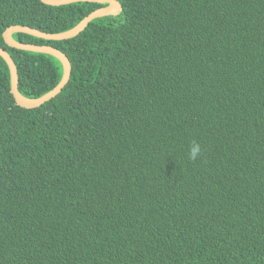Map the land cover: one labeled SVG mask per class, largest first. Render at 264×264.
I'll use <instances>...</instances> for the list:
<instances>
[{
    "label": "trees",
    "instance_id": "obj_1",
    "mask_svg": "<svg viewBox=\"0 0 264 264\" xmlns=\"http://www.w3.org/2000/svg\"><path fill=\"white\" fill-rule=\"evenodd\" d=\"M26 108L0 56V264H264V0H118ZM107 3L0 0L35 99ZM195 140L202 146L188 157Z\"/></svg>",
    "mask_w": 264,
    "mask_h": 264
},
{
    "label": "water",
    "instance_id": "obj_2",
    "mask_svg": "<svg viewBox=\"0 0 264 264\" xmlns=\"http://www.w3.org/2000/svg\"><path fill=\"white\" fill-rule=\"evenodd\" d=\"M41 1L52 6H61L76 2H94V3L105 2L107 4L92 11L90 14L85 16L77 25L64 32L47 33L24 25H11L4 31L3 38L6 44L9 45L10 47L25 51L39 52V53L52 55L56 57L63 65V75L60 82L52 90H50L43 96L35 99H29L21 95L19 91L18 88L19 76L15 61L13 60L9 52L0 45V56L5 60L10 70L11 93L13 94L17 104L26 108L38 107L44 104L46 101H49L54 97H56L69 82L72 66L67 55L63 53L61 50L51 45H36V44L22 43L13 39L12 34L16 32H22L46 40L70 39L76 37L78 34L84 31L86 27L89 25V23L94 19L105 15L119 13L121 9L118 0H41Z\"/></svg>",
    "mask_w": 264,
    "mask_h": 264
},
{
    "label": "clouds",
    "instance_id": "obj_3",
    "mask_svg": "<svg viewBox=\"0 0 264 264\" xmlns=\"http://www.w3.org/2000/svg\"><path fill=\"white\" fill-rule=\"evenodd\" d=\"M202 152V146L198 141L193 140L189 145L188 157L190 160L195 161Z\"/></svg>",
    "mask_w": 264,
    "mask_h": 264
},
{
    "label": "rangeland",
    "instance_id": "obj_4",
    "mask_svg": "<svg viewBox=\"0 0 264 264\" xmlns=\"http://www.w3.org/2000/svg\"><path fill=\"white\" fill-rule=\"evenodd\" d=\"M118 14H119V13H114V14H111V15H113V16H118Z\"/></svg>",
    "mask_w": 264,
    "mask_h": 264
}]
</instances>
